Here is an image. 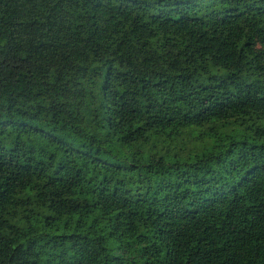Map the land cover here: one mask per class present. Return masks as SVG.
Here are the masks:
<instances>
[{
	"label": "trees",
	"instance_id": "obj_1",
	"mask_svg": "<svg viewBox=\"0 0 264 264\" xmlns=\"http://www.w3.org/2000/svg\"><path fill=\"white\" fill-rule=\"evenodd\" d=\"M0 264H264V0H0Z\"/></svg>",
	"mask_w": 264,
	"mask_h": 264
}]
</instances>
